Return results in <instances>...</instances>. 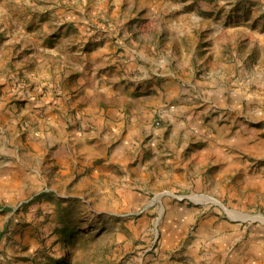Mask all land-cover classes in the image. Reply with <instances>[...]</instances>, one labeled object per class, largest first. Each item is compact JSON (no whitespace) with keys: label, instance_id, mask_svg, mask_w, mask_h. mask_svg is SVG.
Masks as SVG:
<instances>
[{"label":"rangeland","instance_id":"1","mask_svg":"<svg viewBox=\"0 0 264 264\" xmlns=\"http://www.w3.org/2000/svg\"><path fill=\"white\" fill-rule=\"evenodd\" d=\"M0 264H264V0H0Z\"/></svg>","mask_w":264,"mask_h":264},{"label":"crops","instance_id":"2","mask_svg":"<svg viewBox=\"0 0 264 264\" xmlns=\"http://www.w3.org/2000/svg\"><path fill=\"white\" fill-rule=\"evenodd\" d=\"M210 92H213V91H210ZM207 99H208L210 102H212V103H216V102H215V99H214L213 96H207Z\"/></svg>","mask_w":264,"mask_h":264}]
</instances>
